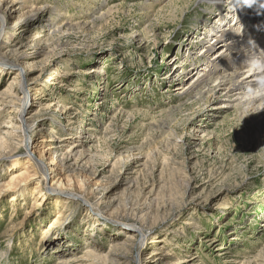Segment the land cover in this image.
Here are the masks:
<instances>
[{
	"label": "rangeland",
	"instance_id": "374dc122",
	"mask_svg": "<svg viewBox=\"0 0 264 264\" xmlns=\"http://www.w3.org/2000/svg\"><path fill=\"white\" fill-rule=\"evenodd\" d=\"M28 1L47 5L29 17L20 2L2 3L16 8L4 56L33 78L34 130L1 134L0 264H103L108 251L105 264H137L115 220L148 231L141 264H264V110L173 90L216 51L199 53L202 21L215 18L208 0ZM32 35L39 41L26 44ZM173 54L185 65L171 79ZM0 67L1 94L19 71ZM15 108L0 98V124ZM76 134L89 140L61 162Z\"/></svg>",
	"mask_w": 264,
	"mask_h": 264
},
{
	"label": "bare ground",
	"instance_id": "6f19581e",
	"mask_svg": "<svg viewBox=\"0 0 264 264\" xmlns=\"http://www.w3.org/2000/svg\"><path fill=\"white\" fill-rule=\"evenodd\" d=\"M6 1L8 0H0V54L3 57H5V52L9 50V48H7V38L4 36L5 33H9L7 22L9 18H13L15 16L13 13L16 9L13 7L5 10L2 9V3ZM15 2H20L21 5H19V8H21V6L26 8V11L22 12L20 16L27 15L29 17L41 15L43 10H45L44 8H46L45 5H47L44 4L38 6L34 3H29L28 0H9V4ZM220 2V0L206 1L209 12L210 9L213 8L212 15L214 14L215 18L214 21L211 22H208V20L202 21V24L204 23L205 26L202 27L203 33L201 36L203 38L207 37L209 39V43L206 44L199 53H201V51L210 53V51L216 50L215 53L212 57H208L207 61H203V63L200 64L203 65L201 70L195 71L194 74L190 73L193 74L190 77V75H188L189 72L199 67V60L192 61L190 63L191 69L186 72L187 74L185 73L187 77L184 76L185 79L187 78V81L175 84V86H173V90L179 97L182 95H188L205 100L206 103L211 102V105L216 98H225L219 105H217V108L233 107L235 104L238 106L250 104V106L255 108V110H264V68L257 69L253 66L254 61L264 62V0H233L231 2L235 3L231 4V8H228L224 5V3L222 4V2ZM149 5H152V3H145L142 8L148 9L150 8ZM105 7L106 10L104 13H108L112 9L111 6L107 7L106 5ZM227 9H229L228 12ZM61 14L62 16L65 15L63 13ZM94 16L95 10H92L88 17H91L90 19H92ZM228 16L232 19L228 20ZM20 18L21 17H16L13 19L11 25L18 23ZM234 19L236 20L235 22H233ZM49 21L51 20L49 19ZM220 26L224 27L218 29ZM56 28L57 27L53 28V30L56 31ZM46 31L47 34H49L51 33L52 28ZM201 36L200 38H202ZM38 37L39 36L35 35L30 36L29 40H26V44H35L39 41ZM217 46L220 47L218 48ZM170 61H172L170 65H173V67L178 64L175 54L172 55ZM169 63L170 62H167V64ZM0 64L9 65L10 67L17 66L19 72L16 71L15 74H21V78L19 80L18 76L14 74L11 82L17 80L15 85L12 86L8 84V86H11V89H7V92L0 94L2 104H9L11 106L17 105V108H15L14 111H11L13 112L12 116L4 117L8 119L9 124L7 126H5V124H0V148H4L6 145V139L1 135L2 131L5 130L4 127L12 128L11 131L20 132H24L25 130L31 128V133L33 132L34 129L32 127V123L34 119H32V114H30L29 108L31 107V101L34 97L32 98L33 95H31L29 90L33 84V78H29L26 71L22 70L18 57L13 58L12 60L10 58L7 59V57H0ZM184 65V63L178 64L171 74V79H174L175 75H177L175 73L176 69L178 67L183 68ZM185 69L188 70L189 68ZM0 72H3L2 67H0ZM185 79L182 80L184 81ZM3 94L5 96H3ZM233 101L237 102L233 103ZM65 108L67 109L66 115L69 119L73 120L75 117H70L68 112L71 106L66 105ZM14 135L16 134H13V136ZM20 136L21 144L25 146V151H28L31 137L26 139L22 136V134H20ZM50 137H52V135ZM72 137L73 136L70 138ZM75 138H77L79 144L74 145V143H70L69 146L72 148V151L71 153L65 151V153L61 155V162H69L72 154L74 155L77 152L75 148L78 145L79 147H84V144L89 138V134L87 139H85V136L81 135H77ZM7 156L11 157L14 155L8 154ZM13 163L15 164L17 161H14ZM37 168L39 173L44 176V166L37 165ZM48 190L55 191L52 188H48ZM63 193L64 195H61L65 200H67V198L71 195L66 192ZM90 207H92V204H90ZM56 221H59V219ZM118 221L115 220L114 222L121 224L120 226L122 228L129 231H127L128 234L121 243L122 246H126L127 243H131L133 240V245H135L133 254L134 261L137 264H141V262L144 261L142 257V249L145 240H147L148 231L140 225L124 222L119 223ZM218 248L224 250L220 252L221 255L229 253L224 247L220 246ZM111 254L112 252L108 251L102 256L97 255L96 259H100L101 262L105 264L107 261L112 259ZM58 264H65V260L59 261Z\"/></svg>",
	"mask_w": 264,
	"mask_h": 264
},
{
	"label": "clouds",
	"instance_id": "9594fccd",
	"mask_svg": "<svg viewBox=\"0 0 264 264\" xmlns=\"http://www.w3.org/2000/svg\"><path fill=\"white\" fill-rule=\"evenodd\" d=\"M253 66L257 69H261L264 68V62H260V61H254L253 62Z\"/></svg>",
	"mask_w": 264,
	"mask_h": 264
}]
</instances>
